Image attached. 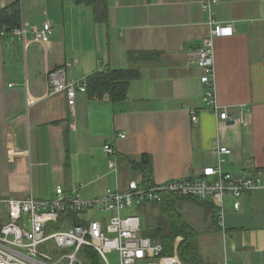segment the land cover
Listing matches in <instances>:
<instances>
[{"label": "crops", "instance_id": "0c3cea01", "mask_svg": "<svg viewBox=\"0 0 264 264\" xmlns=\"http://www.w3.org/2000/svg\"><path fill=\"white\" fill-rule=\"evenodd\" d=\"M13 1L28 28L48 22L53 33L44 44L23 43L0 26V199H51L57 186L100 198L144 181L129 163L141 156L149 160V184L197 180L204 168L217 166L233 176L260 174L264 182V0H216L211 7L216 21L233 29L213 39L214 91L227 106L224 122L201 103L200 69L186 64L209 36L204 5L210 0H105V20L74 0H0V10ZM61 67L69 80L99 68L140 75L124 101L77 92L70 108L64 93L46 94L48 72ZM240 106L248 110L246 125L237 122ZM106 144L115 155L103 151ZM215 145L230 154L215 157ZM234 201L224 200L223 228L212 202L180 204L204 264H264V194L245 192L237 211Z\"/></svg>", "mask_w": 264, "mask_h": 264}, {"label": "built area", "instance_id": "2783aa9c", "mask_svg": "<svg viewBox=\"0 0 264 264\" xmlns=\"http://www.w3.org/2000/svg\"><path fill=\"white\" fill-rule=\"evenodd\" d=\"M215 3L216 0H210L204 5L210 33L186 64L200 69L199 79L203 86L201 103L224 122L229 118L227 106L218 104L214 91L213 39L230 36L233 29L216 21L211 11ZM52 33L53 28L48 22L38 28H28L22 17L19 26L12 31L23 43L31 41L40 44L46 43ZM96 71L105 74L108 70L99 68ZM47 80V96L64 93L70 108L77 92L86 94V77L69 80L64 67L49 71ZM247 113L248 110L240 106L239 124H247ZM189 114L191 121L197 123L196 110H190ZM123 137L120 135V138ZM103 151L109 156L115 155L114 148L109 144L104 145ZM210 152L217 158L230 154V150L219 145L213 146ZM108 168L115 172L116 163L109 160ZM253 190H261L264 194L260 174L233 176L217 166L204 168L197 180L187 178L162 184L133 181L123 190H108L96 199H84L79 193L64 191L61 186L55 188L51 199L41 200L31 196L24 200L0 199V211L6 215L0 225V264H85V256L81 253L83 247L94 250L101 264H109L106 255L111 253L116 254L118 264H185L176 253L170 257L161 256V245L141 235L143 226L138 209L158 204L166 196L212 202L217 226L223 228L225 198L231 196L235 199L233 208L237 211L242 194ZM179 241L180 238H177L175 246Z\"/></svg>", "mask_w": 264, "mask_h": 264}, {"label": "trees", "instance_id": "16d2710c", "mask_svg": "<svg viewBox=\"0 0 264 264\" xmlns=\"http://www.w3.org/2000/svg\"><path fill=\"white\" fill-rule=\"evenodd\" d=\"M77 5H91L95 20H105V0H74ZM20 4L13 1L0 10V26L3 33L12 34L21 20ZM134 56L154 59L159 53H130ZM139 70L128 68L107 73L93 72L86 77V94L91 100L107 98L111 103L124 101L127 97L129 85L139 77ZM130 165L142 174V179L150 182L149 160L141 156L139 161L129 160ZM190 200L200 202L194 198L166 196L160 203L139 208L138 213L143 218L141 235L159 243L162 247L161 256L170 257L176 253L185 264H204L198 254V238L195 231L187 225L179 211L181 202ZM202 202V201H201ZM155 212V215H151ZM177 238L181 241L175 246ZM85 264H101L98 254L88 247H83Z\"/></svg>", "mask_w": 264, "mask_h": 264}, {"label": "rangeland", "instance_id": "374dc122", "mask_svg": "<svg viewBox=\"0 0 264 264\" xmlns=\"http://www.w3.org/2000/svg\"><path fill=\"white\" fill-rule=\"evenodd\" d=\"M155 212H151V215H155ZM6 219V215L4 212L0 211V225L3 223V221ZM140 224L143 226V218L140 216ZM41 249V248H39ZM106 258L108 259L109 264H118L117 257L115 253L107 254Z\"/></svg>", "mask_w": 264, "mask_h": 264}]
</instances>
